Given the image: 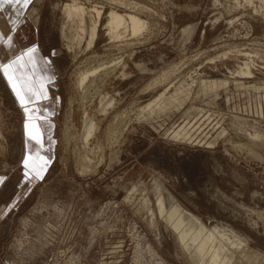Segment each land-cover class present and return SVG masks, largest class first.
I'll return each instance as SVG.
<instances>
[{"label":"rangeland","instance_id":"obj_1","mask_svg":"<svg viewBox=\"0 0 264 264\" xmlns=\"http://www.w3.org/2000/svg\"><path fill=\"white\" fill-rule=\"evenodd\" d=\"M111 11L142 30L112 38ZM27 15L55 108L30 147L45 161L26 167L25 114L0 71V264H264V0H31Z\"/></svg>","mask_w":264,"mask_h":264},{"label":"crops","instance_id":"obj_2","mask_svg":"<svg viewBox=\"0 0 264 264\" xmlns=\"http://www.w3.org/2000/svg\"><path fill=\"white\" fill-rule=\"evenodd\" d=\"M29 6L30 4L26 9L22 5L3 4L0 6V32L12 39L11 47L7 44H0V63L9 64L14 60H19L15 66V77L25 100L28 101L26 104H21L3 71L2 74L15 102L25 114L23 129L26 138L25 160L34 163L39 157L40 159H37L39 163H35L42 165V161H45L43 160L44 155L40 156V153L30 150L34 140L30 139L29 133L32 125L35 124L40 132L38 145L41 146L44 139L48 138L49 120L54 115L55 108L51 86L55 80L56 69L52 59L45 54L40 45L38 24L36 25L34 20L27 15ZM12 21L16 23L13 24ZM30 50H34L31 56H29ZM33 93L39 94L38 97H34ZM0 178L3 176L0 175ZM3 181L0 183V190Z\"/></svg>","mask_w":264,"mask_h":264},{"label":"bare ground","instance_id":"obj_3","mask_svg":"<svg viewBox=\"0 0 264 264\" xmlns=\"http://www.w3.org/2000/svg\"><path fill=\"white\" fill-rule=\"evenodd\" d=\"M85 10L86 9L83 6L79 5L78 3L68 4L64 8V14L66 15L67 19L70 20V22L74 21L77 24V28L80 30V32H78V37H77L79 40L76 39L79 42H81V39L83 38L81 33L86 31ZM95 11L97 14V18L99 19L101 17V11H99L97 9ZM98 24H99L98 20H95L94 22H92V26L90 29V39H89V42L87 44L88 47H90L94 43V40H95V38L97 36V32H98ZM66 26H63V28H62V33L64 34V36H67V34H66L67 29L66 28L68 26L67 27ZM107 26L109 28V32H110L111 37L112 38H119L121 36V34L127 30H131L133 34L139 33L142 30L143 22L140 20V18H138V17H136L130 13L129 14H120L116 11H111V13L109 15V21H108ZM71 30H72V28H71ZM193 30H194L193 27L190 28L189 36L192 34ZM68 38L71 40V37H67L66 39H68ZM70 42L73 43V41H70ZM71 45L72 44H70V45L68 44V47ZM92 70H93L92 72H90V70H86V71H81L79 74H77L78 75V83L77 84H79L80 86L83 87L84 84L86 83V81L88 80V78H90L91 74H94L97 71L96 68L95 69L93 68ZM243 73L244 74H250V70L247 69ZM165 100H166L165 95H161L154 102L147 105V108H153V107L162 108L165 106ZM112 101H113L112 96H109L108 94H105V95L102 94V96L100 98V104H99L100 107H99L98 111L101 113H106L108 110V107L112 105ZM98 129H99V126H98V123L95 121V118L86 114V117L84 118V121H83V132L81 133L83 135L82 137H84V138H86V140H88L89 138L93 137L97 133ZM87 142H89V141H87ZM43 160H45V159H43ZM171 199H174V198H171ZM182 211H183L182 212L183 214H186L187 216L191 217L193 220H195L197 222V224H199L200 221L198 222L197 218L190 215L188 212H186V210L184 211L182 209ZM230 257H231V255H230ZM230 257H229V259H230ZM227 258H228V255H226V260H228ZM226 260H225V263L227 262Z\"/></svg>","mask_w":264,"mask_h":264},{"label":"snow or ice","instance_id":"obj_4","mask_svg":"<svg viewBox=\"0 0 264 264\" xmlns=\"http://www.w3.org/2000/svg\"><path fill=\"white\" fill-rule=\"evenodd\" d=\"M31 3V0H0V6L3 4L7 5H22L23 8H27L28 5ZM13 24L16 23V21H12ZM0 44H7L9 47L12 46V39L10 37H5L3 32H0ZM34 50L29 51V56H31V53ZM19 63V60H14L9 64H2L0 63V71H3V74L8 78L9 83L12 85L13 91L15 92L17 98L20 100L21 104H26L28 101L25 100V97L22 93V89L18 87L17 80L15 77V66ZM39 94L33 93L34 97H38ZM30 139L37 142V144L40 143V132L37 125L33 124L31 131L29 133ZM37 159H40L37 157ZM46 164V162H45ZM26 167H31L29 163L25 162ZM33 171H36V169H32ZM43 170V167L39 171L36 172L37 175H40V171ZM3 178H0V183H2ZM6 213H0V218H2Z\"/></svg>","mask_w":264,"mask_h":264}]
</instances>
